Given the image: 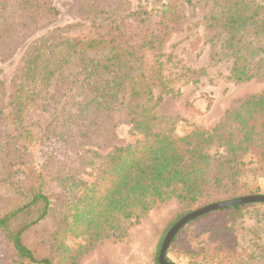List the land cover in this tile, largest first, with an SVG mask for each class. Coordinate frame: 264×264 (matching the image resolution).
<instances>
[{
	"label": "trees",
	"instance_id": "16d2710c",
	"mask_svg": "<svg viewBox=\"0 0 264 264\" xmlns=\"http://www.w3.org/2000/svg\"><path fill=\"white\" fill-rule=\"evenodd\" d=\"M106 2L78 0L74 9L96 36H43L29 47L12 114L0 125V232L15 264H77L97 243L129 241L146 215L175 200L182 211L162 232L152 263L159 264L167 232L213 193L227 200L262 195L245 176L264 179V92L240 99L209 131L157 109L180 94L173 85L180 76L167 77L162 51L195 10L221 32L232 61L218 80L264 78V0H167L158 11L138 0L134 10ZM58 15L51 0H0V64ZM145 52L154 56L147 69L138 55ZM202 104L200 96L185 109L197 113ZM122 126L133 143L118 137ZM76 129L73 164L61 165L52 145L67 143ZM258 206L264 203L211 212L201 217V232L194 227L201 218L186 224L165 262L244 264L234 225ZM46 219L53 230L39 226Z\"/></svg>",
	"mask_w": 264,
	"mask_h": 264
},
{
	"label": "rangeland",
	"instance_id": "374dc122",
	"mask_svg": "<svg viewBox=\"0 0 264 264\" xmlns=\"http://www.w3.org/2000/svg\"><path fill=\"white\" fill-rule=\"evenodd\" d=\"M51 1L59 11L55 22L25 42L9 61L0 64V125L3 124L5 117L12 114V102L25 56L36 40L43 36L51 37L53 40L96 36L91 21L81 20L75 15L74 9L78 0ZM120 1L125 5L130 4L132 10L136 7V0ZM139 1L143 8L158 11L167 0ZM106 3L112 9L118 5L119 0H107ZM205 16L202 10H195L192 15L189 14L187 23L181 31L172 36L162 51L160 61L163 63L167 77L180 76L179 80L173 84L180 94L167 96L158 107L157 113L183 118L187 123L209 131L220 121L226 110L240 99L264 92V78L235 83H226L217 79L219 75H226L229 72L232 61L222 48L221 32L217 30V27H209L205 22ZM138 55L145 69L154 61L152 53L145 52ZM182 67L190 71H203L205 74L193 75ZM200 96L203 104L197 113L185 109L186 104ZM117 135L125 144L136 140L126 126L118 128ZM78 138L79 131L76 129L72 131L67 143L52 145L61 165L73 164L71 144L77 142ZM93 145L97 147L100 142L94 141ZM1 159L0 153V165ZM245 182L252 189L258 186V192L264 195V179L254 180L247 174ZM216 200H227V197L220 193H213L212 199L201 203L199 207ZM181 211V204L175 200L154 209L135 228L129 241L117 242L109 239L97 243L89 253L79 258L77 264H152L164 228L172 217ZM205 224L206 221L201 218L194 227L201 232ZM39 226L54 229L49 219L40 222ZM234 228L238 251L241 255L240 261L244 264H264V206H258L248 212L244 218L238 219ZM32 233V230H29L24 234L25 243L30 242ZM16 258L15 251L7 246L0 232V264H15Z\"/></svg>",
	"mask_w": 264,
	"mask_h": 264
},
{
	"label": "water",
	"instance_id": "95a60500",
	"mask_svg": "<svg viewBox=\"0 0 264 264\" xmlns=\"http://www.w3.org/2000/svg\"><path fill=\"white\" fill-rule=\"evenodd\" d=\"M254 203H264V195H254V196H246L234 200H227L223 202H218L214 204L207 205L203 208L197 209L187 215H185L181 220H179L165 235L164 240L161 245V249L159 252V264H168L165 262L164 257L166 254V251L175 237V235L181 230L183 226L186 224L201 218L211 212H215L218 210L235 207L238 205H244V204H254Z\"/></svg>",
	"mask_w": 264,
	"mask_h": 264
},
{
	"label": "crops",
	"instance_id": "0c3cea01",
	"mask_svg": "<svg viewBox=\"0 0 264 264\" xmlns=\"http://www.w3.org/2000/svg\"><path fill=\"white\" fill-rule=\"evenodd\" d=\"M163 102H164V101H163ZM163 102H162V103H163ZM163 116H169V115H163ZM170 116H172V115H170Z\"/></svg>",
	"mask_w": 264,
	"mask_h": 264
}]
</instances>
